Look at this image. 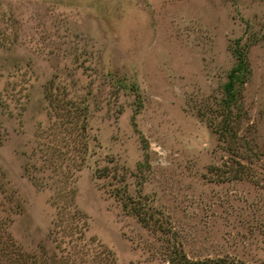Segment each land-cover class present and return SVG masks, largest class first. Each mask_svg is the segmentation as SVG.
I'll list each match as a JSON object with an SVG mask.
<instances>
[{"label":"rangeland","instance_id":"obj_1","mask_svg":"<svg viewBox=\"0 0 264 264\" xmlns=\"http://www.w3.org/2000/svg\"><path fill=\"white\" fill-rule=\"evenodd\" d=\"M175 251L264 264V0H0V264Z\"/></svg>","mask_w":264,"mask_h":264},{"label":"trees","instance_id":"obj_2","mask_svg":"<svg viewBox=\"0 0 264 264\" xmlns=\"http://www.w3.org/2000/svg\"><path fill=\"white\" fill-rule=\"evenodd\" d=\"M233 53L235 55L236 62L234 66L230 69L227 77V81L223 85L224 90V97L221 100V110L223 117L225 118V129L229 125L228 122L231 119V113H232V107H234L237 103V91L236 86L239 83L244 82L245 76L247 74L248 67L246 63V59L244 57V53L239 49L235 48L233 50ZM227 132V130H226ZM238 146L241 143V140L237 142ZM143 218V222H144ZM171 264H222L217 263L215 261L208 262V261H191L184 257L181 253H177V251L174 252V254L170 258ZM226 264V263H223Z\"/></svg>","mask_w":264,"mask_h":264}]
</instances>
